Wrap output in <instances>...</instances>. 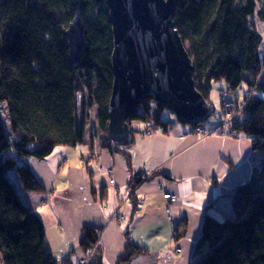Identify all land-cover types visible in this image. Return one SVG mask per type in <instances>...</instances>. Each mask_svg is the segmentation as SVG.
Instances as JSON below:
<instances>
[{
  "label": "trees",
  "instance_id": "obj_1",
  "mask_svg": "<svg viewBox=\"0 0 264 264\" xmlns=\"http://www.w3.org/2000/svg\"><path fill=\"white\" fill-rule=\"evenodd\" d=\"M79 5L84 49L71 65L65 32L75 15L72 0H0V106L6 118L0 115L2 159L10 154L17 160L32 145L82 144L93 108L100 141L111 144L106 132L113 82L108 10L105 0H79ZM28 14L41 28L31 46L22 49L17 22ZM255 18L264 22V0H177L173 14L174 28L188 45L195 89L206 102L215 83H223L231 94L241 86L254 92L242 122L233 128L254 138L253 151L264 153V36ZM150 103L152 97L145 96L139 106L142 114L136 112L129 121L149 119L154 129L164 131V110L154 104L151 114ZM14 169L24 191H42L26 164ZM134 187L135 182L130 185ZM231 204V220L205 214L195 253L206 244L209 249L198 264H264V159L236 187ZM184 227L182 221L174 228V239ZM98 235L87 230L81 242L85 251L96 245ZM125 250L120 263L142 252L129 239ZM0 264H58L46 251L42 221L20 201L2 163Z\"/></svg>",
  "mask_w": 264,
  "mask_h": 264
},
{
  "label": "crops",
  "instance_id": "obj_2",
  "mask_svg": "<svg viewBox=\"0 0 264 264\" xmlns=\"http://www.w3.org/2000/svg\"><path fill=\"white\" fill-rule=\"evenodd\" d=\"M150 106L152 114L155 105ZM162 115L168 122L164 131L152 129L149 119L130 121L127 146L100 141L94 118L82 144L34 145L21 150L17 160L3 157V170L24 163L42 187L34 193L12 184L20 201L42 221L46 251L58 264L85 256L81 242L87 230L99 234L89 264H198L208 250L204 245L195 253L205 214L215 220L234 218L231 195L260 169L264 157L242 133L219 135L221 119L202 126L206 135H196L190 125L185 128ZM140 172L150 175L137 182ZM164 194L176 200L169 203ZM182 221V236L174 239V228ZM126 239L142 252L120 263Z\"/></svg>",
  "mask_w": 264,
  "mask_h": 264
},
{
  "label": "water",
  "instance_id": "obj_3",
  "mask_svg": "<svg viewBox=\"0 0 264 264\" xmlns=\"http://www.w3.org/2000/svg\"><path fill=\"white\" fill-rule=\"evenodd\" d=\"M177 0H105L112 33V89L107 137L127 146L129 118L145 96L183 122L200 124L214 109L196 91L189 51L174 28ZM74 19L65 32L69 61L76 65L84 49L79 0H72Z\"/></svg>",
  "mask_w": 264,
  "mask_h": 264
},
{
  "label": "rangeland",
  "instance_id": "obj_4",
  "mask_svg": "<svg viewBox=\"0 0 264 264\" xmlns=\"http://www.w3.org/2000/svg\"><path fill=\"white\" fill-rule=\"evenodd\" d=\"M19 29H20V46L22 49L26 48L27 46H31V41L33 39L36 38V34L38 35V32L40 31L41 28V24L35 20V18H33L31 15H26L22 18H20L17 22ZM254 25L258 28V30L260 31V33L264 36V22L263 21H259L256 18L254 19ZM185 48L188 50V45L186 43H184ZM220 83H215L213 84V89L211 90L210 94H209V98H208V103L210 105H212L213 109H214V114L205 122L202 123V126H207L208 124L211 123H215L218 122L220 119H222L223 114H224V110L222 111V99H221V94L222 92H218L217 90L220 89V87H222V85H219ZM225 88V86H224ZM223 88V89H224ZM225 92H228V90H226ZM245 93L248 95V97H243L245 95ZM254 95L253 91H247L245 86H241L240 89H238L236 91L235 94H231L228 92L227 96L231 98V100H239L240 102H242V104L245 102H249L250 99L252 98V96ZM246 106V105H245ZM231 110V107H229ZM245 109V107H244ZM93 110V109H92ZM141 110L140 107H138L137 111ZM244 112V110H243ZM232 114V112H230ZM0 115L3 118L4 121H6V118L3 116L4 115V109L1 108L0 106ZM239 119L243 120V114H239ZM93 117V120H92ZM163 118L169 117V118H174V116H172L171 114H169L167 111L163 112L162 115ZM94 115L92 114V111L90 113V119L88 120V125L89 127L93 128L94 126ZM241 123V122H240ZM93 124V125H92ZM237 125V123H234L230 125V128L232 129L233 126ZM220 126V124L218 123L216 130L218 131L219 135L223 136V137H236L237 135H233V136H227L226 134H221L220 131L218 130V127ZM153 129V127H152ZM194 134V133H193ZM240 134V132H239ZM197 135V134H196ZM86 136V135H85ZM87 137V136H86ZM247 137V136H246ZM248 140L252 143L254 140H252V138H248ZM92 145L95 147L96 145V141L93 140ZM34 145L30 146L29 148L33 147ZM97 146V145H96ZM263 157H264V153H260ZM4 162V159H2V157H0V163ZM6 172V177L8 178V180L10 181L11 184L14 185V187L19 186L17 183H19L16 173H15V169H12L11 167H6V170H4ZM147 179V178H146ZM144 180V179H142ZM141 179H137V182L142 181ZM170 195V194H169ZM164 198V197H163ZM164 200H166L164 198ZM167 201V200H166ZM169 209V208H166ZM166 212V210H165ZM167 215V214H166ZM169 216L170 215V211H169ZM168 217V215H167ZM172 218V217H171ZM207 246V244H206ZM209 249V248H208ZM178 251V250H177ZM208 251V250H207Z\"/></svg>",
  "mask_w": 264,
  "mask_h": 264
},
{
  "label": "built area",
  "instance_id": "obj_5",
  "mask_svg": "<svg viewBox=\"0 0 264 264\" xmlns=\"http://www.w3.org/2000/svg\"><path fill=\"white\" fill-rule=\"evenodd\" d=\"M228 92L222 91L221 94V99H222V111L224 112L223 117L221 119V121L219 122L220 126L218 127V130L220 131L221 134H226L227 136H233V135H238L239 132H237L236 130H234V128L232 127V129L230 128V125L234 123L239 124L240 122H242V119H239V114H243V110L245 105L247 104V102L243 103L240 102L239 100H231L230 97L227 96ZM243 97H248V95L245 93V95ZM249 98V97H248ZM231 107V110L230 108ZM232 112V114L230 113ZM191 126V131L194 134L197 135H206V132L204 131V129L202 128V125H197L194 126L192 124H183V126L186 128L188 126ZM252 140H254V138H252ZM96 147V145H95ZM150 175V173H146V172H140L137 174L136 178L137 179H146L148 178ZM110 184H113L112 181L110 182ZM163 197L169 202L172 203L176 200V198L174 196H171L169 194H164ZM166 214L168 215V220L173 223L172 218L169 216V209H166ZM96 245H94L90 250L86 251L85 256L83 258H76V257H71L69 260L70 264H88L90 258L93 256L94 251L96 249Z\"/></svg>",
  "mask_w": 264,
  "mask_h": 264
}]
</instances>
